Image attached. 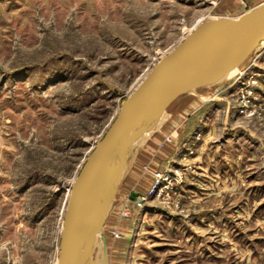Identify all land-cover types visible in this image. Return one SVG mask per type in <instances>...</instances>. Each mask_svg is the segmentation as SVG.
I'll return each instance as SVG.
<instances>
[{"label":"rangeland","instance_id":"374dc122","mask_svg":"<svg viewBox=\"0 0 264 264\" xmlns=\"http://www.w3.org/2000/svg\"><path fill=\"white\" fill-rule=\"evenodd\" d=\"M263 1L0 0V264H56L70 185L120 103L200 21ZM120 147L81 264H264V40Z\"/></svg>","mask_w":264,"mask_h":264},{"label":"water","instance_id":"95a60500","mask_svg":"<svg viewBox=\"0 0 264 264\" xmlns=\"http://www.w3.org/2000/svg\"><path fill=\"white\" fill-rule=\"evenodd\" d=\"M263 40L264 1L236 18L203 19L159 57L120 103L113 120L85 156L70 185L56 264H81L83 245L96 233L107 202L109 161L130 127L141 122L150 111L166 107L186 89L227 73Z\"/></svg>","mask_w":264,"mask_h":264},{"label":"bare ground","instance_id":"6f19581e","mask_svg":"<svg viewBox=\"0 0 264 264\" xmlns=\"http://www.w3.org/2000/svg\"><path fill=\"white\" fill-rule=\"evenodd\" d=\"M217 18H220V17H217ZM217 18H215V19H217ZM224 18H231V17H224ZM243 62H244V60H242L241 62H239L238 64H236V65H234V66H232L231 68H230V70L228 71V72H230V71H233L234 69H237L239 66H241L242 64H243ZM227 72V73H228ZM226 74V73H225ZM225 74H223V75H221L220 77H223ZM220 77H218V78H220ZM176 98V97H175ZM174 98V99H175ZM173 99V100H174ZM138 123H140V122H138ZM136 125V124H135ZM135 125H133L132 127H130V129L129 130H131ZM128 130V131H129ZM124 136V135H123ZM122 136V137H123ZM122 137H121V139L120 140H122ZM120 145L121 144H119L118 145V149H120L121 150V152H119V151H117V150H114V155L112 154V157H113V161H114V165L112 166V172H111V174H109V175H107L108 176V183L109 184H112V186H113V188L109 191V192H107L106 193V198H107V196H108V200H111L112 199V196H113V193H114V186H115V183L117 182V179H118V177H119V172H120V167H121V165H120V157H121V155L119 154V153H121V154H123L124 155V152L126 151H128V150H126V149H123V148H121L120 147ZM117 149V148H116ZM123 151V152H122ZM119 152V153H118ZM119 154V155H118ZM118 158H117V157ZM111 157V158H112ZM110 162V161H109ZM122 163V162H121ZM108 166H109V164H108ZM102 188L105 190V185L103 184V186H102ZM116 191V190H115ZM102 190H101V194H102ZM111 194V195H110ZM103 197V196H102ZM95 236V234L92 236V237H94ZM92 240V238H90V239H88V240H86L85 241V243H84V245H83V248H82V250H84L85 249V247H86V245H87V243L88 242H90Z\"/></svg>","mask_w":264,"mask_h":264},{"label":"built area","instance_id":"2783aa9c","mask_svg":"<svg viewBox=\"0 0 264 264\" xmlns=\"http://www.w3.org/2000/svg\"><path fill=\"white\" fill-rule=\"evenodd\" d=\"M154 191V188H150L147 192L140 194V196H138L136 200L138 206L141 207L145 203V201L154 194Z\"/></svg>","mask_w":264,"mask_h":264}]
</instances>
